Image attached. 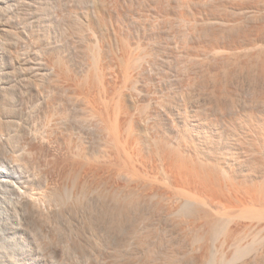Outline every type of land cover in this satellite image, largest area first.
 <instances>
[{
  "label": "rangeland",
  "instance_id": "1",
  "mask_svg": "<svg viewBox=\"0 0 264 264\" xmlns=\"http://www.w3.org/2000/svg\"><path fill=\"white\" fill-rule=\"evenodd\" d=\"M0 11L3 14L0 15V24H6L9 31L1 35L3 43L0 45V49L7 53L0 59V70L5 69L6 62L9 65H6L7 71L3 69L2 72L9 84L0 89V159L16 163L32 179L30 186L34 190L30 188V195L34 194L31 198L38 202L34 201L35 208H27V228L33 238L34 250L49 264H195L192 258L195 246L189 239L188 231L182 230L191 208L180 205L174 197L167 201L155 195L153 197L151 189H140L138 181H134L128 172L119 171L113 139L107 133L106 119H103L106 118L103 102L112 99L118 92L122 98L127 97L133 102L132 98L144 91L138 97H145L147 105L152 104L147 106L148 109L156 110L153 122L161 120L171 128L176 127L177 116L170 109L177 105L181 107L180 111L183 110L180 112L182 116L209 122L207 124L212 127L210 136L220 147H225L233 141L226 134L228 130L224 124L231 117L236 118L250 110L264 114V100L261 101L264 79L256 71L241 75L231 64L233 55L240 53V49L243 56L249 53L242 47L251 40L259 38L264 42V0H6ZM100 11L108 17L103 23L98 18ZM89 22L93 23V28ZM123 36L132 44H139L137 46L145 53V57L140 59L142 61L135 66L138 86L131 91L123 88L118 66L121 54L118 43ZM213 46H237V49L230 51L234 52L232 54ZM95 55L97 59L99 57L101 76L104 77V92L97 91L98 102L95 103L98 106L87 98L86 91L79 89L85 85L84 81L87 82V75L93 72ZM36 58L40 60L36 62ZM40 68L42 70L37 71ZM223 69L232 71L231 82L227 78L222 82L229 83L235 102L227 97H219L221 100L217 97L216 85L213 84L218 77L221 80L225 78ZM167 103L173 105L169 108ZM133 117L136 124L143 125V115L136 111ZM140 134L145 136L142 137V147L147 145L145 154L151 156L152 146L149 140H145L148 134ZM236 146L233 168L236 172L246 169L248 172L245 173H252L256 167V155L243 144L237 143ZM136 155L135 160H138L135 163L143 171L146 181H152L151 186L160 187L167 183L160 164L152 162L151 158L147 160L149 156L142 159ZM131 192L132 196L129 195ZM136 193L137 196H134ZM238 194L242 200L250 202L244 193ZM213 202L208 201V206L213 205L212 209L221 211L222 206ZM177 207L180 211H176ZM255 240L256 245L250 243L248 250L245 249L247 253L240 251L237 256L242 257L233 264H264V241ZM216 262L221 263L218 259Z\"/></svg>",
  "mask_w": 264,
  "mask_h": 264
},
{
  "label": "bare ground",
  "instance_id": "2",
  "mask_svg": "<svg viewBox=\"0 0 264 264\" xmlns=\"http://www.w3.org/2000/svg\"><path fill=\"white\" fill-rule=\"evenodd\" d=\"M5 4H6V0H0V9H3V6H5ZM251 5H253V4H251ZM257 7H259V5ZM104 12H105V10H104ZM104 12H101L100 11L99 12L100 13L99 14V17L96 16V18L97 17L100 18L99 20L102 23L105 22L106 19L108 18V17H106V14ZM252 13H253V11H252ZM257 13H259V12H257ZM253 17H254V15H253ZM1 24H0V45H2V43H3V41H2L3 36H1V35H3L8 30V27L6 26V24H2V25ZM89 24H90L91 28H93V26L91 25L93 23H90L89 22ZM234 25H235V23H234ZM99 26H101V25H99ZM11 28H12V26H11ZM107 28H108V26H107ZM7 32H9V31H7ZM107 32H108V30H107ZM110 32H112V31H110ZM12 34H13V32H12ZM235 34H237V33H235ZM8 37H10V36H8ZM258 39H254V41L251 40L252 41L251 43H249V44L247 43V45H244L242 47V49H244L245 52L247 50L249 51L248 54L245 53L246 54V55H244L245 57L241 53V49H240V53H238L237 51H235V52H237L239 54V56L237 55V53H235L233 55L234 57H232L233 59H231V60H233V63L231 61V64H234V66H232V68L233 67L237 68L241 72V75L244 72L250 73L251 71L252 72L253 71L254 72L256 71L258 73L257 75L261 76L262 79H264V48H263L264 47V44H263L264 42L262 43L260 41L261 39L260 40H258ZM129 40L130 39H127V37H124L123 36L120 39V43H118V44H120L119 46L121 48V52H119L121 54L119 55L120 57H118L119 58L118 59V66H119V70H120L119 72L121 73V76H122L121 77L122 78V83L124 85V87L123 86L122 87L124 89L125 88L126 89H130V91H131V89L132 90L135 89L134 88L135 86L136 87L138 86L136 84V83H138L137 80H136V75H134V72L136 71L135 66L137 67V65L140 63L138 61H142L140 59L143 58V56L145 55V53H144V50L142 48H140V47L137 46L139 44L134 45ZM110 42H111V40H110ZM87 46H88V44H87ZM239 46H241V45H239ZM208 47H210V45ZM211 47H212V45H211ZM0 48H1V46H0ZM96 48H98V47H96ZM213 48L214 49L223 50L224 52H228V51L230 52L233 49H237V46H236V48L235 47L234 48H230V46H227V47H215V46H213ZM94 51L96 52L97 50L94 49ZM214 52H215V50H214ZM8 53L10 55V52H8ZM215 53H217V50H216ZM230 53H232V52H230ZM6 54H5V52L2 51V49H0V59L1 58L3 59V57L6 56ZM94 54H96V53H94ZM223 54H225V53H223ZM240 54H242V56H240ZM236 55H237V57H235ZM95 57L96 58H95L94 63H93L94 65H93V69H92V71H93L92 74L91 75H87V76H89V78L87 77L88 78L86 80L87 82L84 81L85 83L83 82V84H85V85H83L81 88H79V89H81L84 92L86 91L85 92L86 93L85 95H87V98H89V100L93 101V103L98 102L97 101V91L99 92V91H102L103 90V92H104V89H102L103 88V83H102L103 80H102V78H104V77L101 76L102 71H101L100 66H99L100 65L99 64V57H98V59H97V56L96 55H95ZM33 58H35V55H34ZM48 59H50V58H48ZM91 59L92 58H90V60ZM8 60H6V61H8ZM36 60H37L36 62H38L40 59L38 60L36 58ZM30 61H32V60H30ZM143 61H145V60H143ZM141 63H143V62H141ZM6 65H8L7 62H6ZM6 65L3 66V67H5V69L3 67L2 68L7 71L8 67H6ZM37 65H39V63ZM102 66H104V65H102ZM39 67H41V65ZM106 68H108V67H106ZM3 69L0 70V89H4L9 84L8 80H6L4 78V76H6V75H4L2 73L3 72ZM38 70H42V69L40 68V69H37V71ZM88 70H89V68H88ZM98 70L100 71V75H99V71ZM103 70H104V68H103ZM112 70H114V69H112ZM224 71L225 72H222V73H223V75H224L225 78H223L221 76L222 77V80H221V78L218 77L216 79L217 80L216 81V84H213V85H216L215 90L217 92L214 89L213 90L216 92L218 98L220 97V98H223L224 99V97H227V99L233 100L234 99V96H233V93L231 91L230 86L228 85L229 83L226 82V81L222 82L223 79L225 80L227 78L229 80V77L233 78L232 77L233 74H231L232 71L229 70V69L224 70ZM219 75H220V72H219ZM248 76H249V74H248ZM137 77H138V75H137ZM211 79H213V78H211ZM56 81H58V80H56ZM114 81H116V80H114ZM214 82H215V79H214ZM48 88H50V87H48ZM119 90H121V89H119ZM136 90H137V88H136ZM139 90L142 91V89H140V88H139ZM58 91H59V89H58ZM124 92H126V91H124ZM142 92H144V91H142ZM138 93H139L138 95H141L140 92H138ZM121 95L122 94H120L118 92V94H116L112 99H110V100H107L106 99L107 101L103 102V108H104L105 116H106V118H103V119H106L105 123H106L107 129L109 131L107 133H110V135L112 137V138L111 137L110 138L113 139L114 150H115L116 156L119 159V167H120V170L119 171L122 172V170H124V171L128 172L132 176V178L135 179V180L133 179L134 181H136V180L138 181L139 186H140V189L141 188L144 189V190L151 189V191L153 193V197L155 195V196H158L161 199H164L166 201L169 198L174 197V198H177L176 201H178L180 205L185 206V207L187 206V207H190L191 208L190 215L189 216L187 215L188 219L186 217L187 221H184L183 222V225L184 226H182V227H184V229L182 227L181 228H182L183 231L186 230V233L188 231L189 239L191 240L192 245L195 246V248H194L195 251H192V252H195V254H194V256L191 255V256H193L192 258H194V261L196 262L195 264H217V262H216L217 259H218V261L221 262L220 264H233V263H236V261L240 260L239 257H242V256H239L238 257L237 256V255H239L238 253L240 251L241 252L244 251V252L247 253L246 250H248L247 249L248 246L249 245L251 246L250 243L254 242L255 239L258 240L260 238V239H262L264 241V114H258L259 112L257 113V112H253L252 110H250L249 112H246L245 111L244 114H242L241 116L239 115L236 118H232L231 117L229 119V121L227 123H224V124H226L225 126L227 127V130H228V133H226V134H228V136H230L233 141L232 140H231L232 142L229 141L230 143L228 142L229 144H227L225 147H220L218 145V143L216 142V140L214 139V137L210 136L209 130L212 127L209 124H207L209 122L206 121L207 123H203V122H201V121H199L197 119H194V118L193 119H189V118H186V117L182 116L181 113H180V112L183 111V110L180 111V108L181 107H178L177 105H175L176 107L173 106L170 109V111H172V112L174 111L175 112L174 114H176V116H177V119H175L176 120V127H174V128L172 127L171 128V126H169V124H167V122H164V121H161V120L158 121V122L157 121L153 122L154 121L153 119L156 118V117H154V114H153L155 109L153 111H151V110L148 109V107L149 106L151 107L152 104L148 106L147 105L148 103H146L147 100H145V97L142 98V97H138V95H137L138 98L137 97L136 98L133 97L135 99L132 98V100H133V102H132L131 100L126 99L127 97L126 98H122L123 96H121ZM213 95H214V93H213ZM182 96H184V95H182ZM73 97H75V96H73ZM220 98H219V100H221ZM261 98H262L261 101L263 102V100H264V91L261 94ZM227 99H225V101ZM43 100H44V98H43ZM160 100H162V99H160ZM219 100H217V102ZM87 101H88V99H87ZM186 102H187V100H186ZM150 103H152V102L150 101ZM165 103H166V101H165ZM184 103H185V101H184ZM91 104H92V102H91ZM95 104L97 105V103H95ZM160 104H162V103H160ZM167 104L169 105V108H170V105L171 106L173 105V104H169V103H167ZM180 106H181V103H180ZM163 107H166V105L164 106V104H163ZM222 109H223V107H222ZM136 111L139 112L141 115H143L145 117V120H144V123H143L142 126H139L138 124H136V122H134L135 120H134V117L133 116H134V112H136ZM101 113H102V111H101ZM97 115H95V116H97ZM102 116H104V115H102ZM102 116H101V118H102ZM138 116H140V115H138ZM138 116L136 115V117H138ZM159 117H160V115H159ZM142 119H143V117H142ZM137 120H138V118H137ZM0 132H1V130H0ZM29 132H30V130H29ZM59 132H60V130H59ZM142 132L148 134V137H147L148 139L146 138L145 140H149V143L151 144L152 149H153V151L150 152V155L151 156L148 155L149 158H147L148 156H146L147 154H145L146 151L144 150V148H146L147 145L145 144L146 146L144 148L142 147V143H143L142 141L144 140L143 138L145 137V136L143 137V134H140ZM222 132H223V130H222ZM225 132H226V130H225ZM237 143H240V145H242V144L245 145V147H247L249 151H251L253 154L256 155V158H255V160H256V162H255L256 167H255V169H254V171L252 173H250V172L249 173H245V172H248V171H245L246 169L245 170H242L241 169V172L242 173L241 172H236L235 169L233 168V166L235 165V162H236V155H237V152H236L237 151V146L236 145H237ZM9 144H11V143H9ZM11 151H12V148H11ZM133 151L135 152V154H137L136 156H138V158H142V159L143 158H147V160H150V158H151L152 162H156V163H158V165L160 164L161 165L160 167H162V170H163L164 175H165V176L164 175H162V176L165 178V181H167V183L165 181H163L166 184H163L160 187L151 186L153 184L152 181L151 180L146 181L147 178H145V176L142 174L143 171L141 172L139 170V168L137 167L135 161L138 160V159L135 160V158H137V157H135V154L133 153ZM106 152H107V150H106ZM22 153H24V152H22ZM11 154L12 153H10V155ZM76 159H77V157H76ZM140 163H142V162H139V164ZM116 170H118V169H116ZM237 170H238V168H237ZM161 174H163V173H161ZM148 178H150V177L148 176ZM31 180L32 179H30V177L26 174L25 171H23V169L19 165H17L16 163H13L12 161L7 160V159H5V160H3V159L1 160L0 159V264H49L48 260L44 259L39 254V252L37 250L36 251L38 253H36V251L34 250V247H33L34 244H33V240H32L33 238L30 236V234H29L30 231L27 228V224L29 222L28 221V216H27V214H29V213H27V208L28 207H31L32 208V206H33V208H35L37 206L35 202H38L36 200H33V197L31 198V196H33L34 194L33 195L32 194L30 195V191H31L30 188L33 187L32 185H31L32 187L30 186ZM133 180H132V182H133ZM155 181H157V180H155ZM107 183H108V181H107ZM134 183L136 184V182H134ZM150 183H152V184H150ZM157 184H156V186H157ZM164 185H167V186L163 187ZM72 187H74V186H72ZM35 190H36V188H35ZM65 191L67 192V190H65ZM238 193H242V194L244 193L245 196H248L250 198V202H246V200L245 201L242 200L238 196L239 195ZM131 194H133V192L129 193V195H131ZM134 196H137V193ZM55 199H57V198H55ZM135 199H137V198H135ZM129 201H130V199H129ZM208 201H209V203H210V201L212 203H214L213 201H215V204L218 203L219 205L222 206V208L220 207L222 210L221 211L220 210L218 211V209H217V211H215L214 209H212L213 205H212V207L210 205L208 206ZM34 205H35V207H34ZM179 209L177 207V210L176 211H178ZM185 211H187V208H186ZM173 215H174V213H173ZM41 217H42V215H41ZM172 218H173V216H172ZM182 220H184V219H182ZM240 221H245V222L242 223ZM178 223L179 224H182L179 221H178ZM262 240L259 241V242L261 243ZM256 243H255V245H256ZM259 246H261V245H259ZM92 248H93V246H92ZM253 248H254V250H256L255 247H253ZM256 251H258V250H256ZM251 253H252V251H251ZM242 255H244V253H242ZM245 256H247V254H245ZM257 256L259 258L260 255L257 254ZM215 257H217L216 260H215ZM253 259H254V257H253ZM246 260H245V262H246ZM250 262H251V260H250Z\"/></svg>",
  "mask_w": 264,
  "mask_h": 264
}]
</instances>
